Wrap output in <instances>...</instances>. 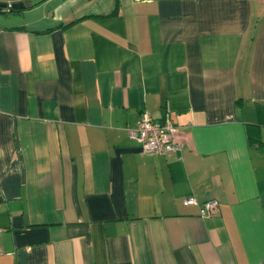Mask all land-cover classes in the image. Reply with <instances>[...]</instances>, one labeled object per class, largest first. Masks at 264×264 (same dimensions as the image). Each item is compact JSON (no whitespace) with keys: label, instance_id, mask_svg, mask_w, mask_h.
Here are the masks:
<instances>
[{"label":"crops","instance_id":"obj_1","mask_svg":"<svg viewBox=\"0 0 264 264\" xmlns=\"http://www.w3.org/2000/svg\"><path fill=\"white\" fill-rule=\"evenodd\" d=\"M19 1L0 264H264V0H0ZM144 113L181 149L141 152Z\"/></svg>","mask_w":264,"mask_h":264},{"label":"built area","instance_id":"obj_2","mask_svg":"<svg viewBox=\"0 0 264 264\" xmlns=\"http://www.w3.org/2000/svg\"><path fill=\"white\" fill-rule=\"evenodd\" d=\"M174 126L167 118L165 124H160L144 113L134 129H129V134L140 143V151L160 155H170L181 149V143L173 139ZM184 206L197 205L200 215L212 214L217 207L215 199L199 202L194 196H184L181 199ZM262 264V263H257Z\"/></svg>","mask_w":264,"mask_h":264},{"label":"trees","instance_id":"obj_3","mask_svg":"<svg viewBox=\"0 0 264 264\" xmlns=\"http://www.w3.org/2000/svg\"><path fill=\"white\" fill-rule=\"evenodd\" d=\"M27 6H28L27 2L19 1V2L14 3V4H6L5 6L0 7V9L4 10V11H17V10H21Z\"/></svg>","mask_w":264,"mask_h":264},{"label":"water","instance_id":"obj_4","mask_svg":"<svg viewBox=\"0 0 264 264\" xmlns=\"http://www.w3.org/2000/svg\"><path fill=\"white\" fill-rule=\"evenodd\" d=\"M5 5H6V3L0 2V7H3Z\"/></svg>","mask_w":264,"mask_h":264}]
</instances>
